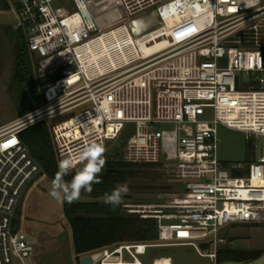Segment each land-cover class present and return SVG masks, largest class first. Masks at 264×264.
<instances>
[{
	"label": "built area",
	"instance_id": "built-area-1",
	"mask_svg": "<svg viewBox=\"0 0 264 264\" xmlns=\"http://www.w3.org/2000/svg\"><path fill=\"white\" fill-rule=\"evenodd\" d=\"M6 2L14 29L24 32L27 49L36 55L39 76L60 71L62 78L43 88L38 110L0 127V264H25L34 252L28 237L12 230L21 194L40 172L18 132L32 119L86 104L50 128L57 163L87 144L105 147L132 123L123 162L163 164L184 189L160 205L122 204L127 214L156 220L155 241L79 258L101 253L92 264H147L149 249L189 246L215 261L224 229L264 223V0ZM149 15L150 29H164L167 45L143 53L133 23ZM79 91L85 92L82 100L72 98L71 107L48 112L61 94ZM218 126L258 141L254 160L228 170L218 158ZM200 244L211 251L202 252ZM115 253L118 260L108 261ZM164 259L172 264L163 256L150 264Z\"/></svg>",
	"mask_w": 264,
	"mask_h": 264
},
{
	"label": "rangeland",
	"instance_id": "rangeland-1",
	"mask_svg": "<svg viewBox=\"0 0 264 264\" xmlns=\"http://www.w3.org/2000/svg\"><path fill=\"white\" fill-rule=\"evenodd\" d=\"M141 17H138L137 20L142 21L143 27L140 30L137 29L140 35L136 39L140 50L143 53H150L166 46L165 32H162L159 27L150 29L154 23L153 15ZM7 26L15 30L12 13L11 11L0 10V127L21 118L18 117L15 111V100L9 92V87L15 59L13 47L16 44L26 43V39L23 31L13 32L11 38L7 37L4 33V27ZM33 54L35 55V53ZM240 80L244 83L247 78L240 75ZM84 95V91L71 95L61 94L48 107L51 108L48 109V112H62L74 105L72 98H81L82 100ZM38 98L41 101V106H43V88H38ZM87 107H89L88 104L78 106L47 119V121L51 125L61 122ZM159 128L167 129L168 127L159 126ZM133 132L134 125L132 123L125 124L120 135L114 141L105 144V157L110 160L123 161L122 153L125 143ZM217 139L218 158L228 170L232 165L238 163L247 164L252 155L254 157L257 155L259 142L255 139L250 142L246 141L245 134L241 131L218 126ZM139 170L146 174L149 179L137 184H128L129 192L122 199L123 203L160 205L183 192V182L172 177L169 167L159 164L139 168ZM232 175H240V171H235ZM51 188L52 183L45 176L37 174L22 192L19 204L16 207V210L19 209L20 211V223L17 230L27 235L28 238L30 237L34 248L33 255L29 259H25V264H79L73 253L71 231L62 213L61 206L65 201H57L51 197L49 194ZM91 200V198L81 195V198L77 201ZM223 237L225 242L220 248L259 251L261 252L260 257L246 262H216V260L199 256L192 247L175 246L149 249L145 262L150 264L152 259L163 256L170 257L172 264H264V223L229 226L224 229ZM210 251V248H208V250L202 252L208 253ZM14 264L21 263L14 260Z\"/></svg>",
	"mask_w": 264,
	"mask_h": 264
},
{
	"label": "trees",
	"instance_id": "trees-1",
	"mask_svg": "<svg viewBox=\"0 0 264 264\" xmlns=\"http://www.w3.org/2000/svg\"><path fill=\"white\" fill-rule=\"evenodd\" d=\"M0 10H9L6 0H0ZM13 32H21V30H12L8 26L4 27V33L7 37L11 38ZM13 51L15 59L9 92L15 100V111L18 117H22L41 107L38 88L42 89L53 84L60 80L62 75L60 71H57L40 77L39 72H37L36 57L27 49L26 43L14 45ZM51 126L49 121L40 120L20 130L17 135L20 142L26 147L31 159L40 168L38 175L45 176L52 183L55 173L58 171V163L50 132ZM104 158L107 162L99 177L102 182L94 184L91 193L82 192L81 194L92 200L75 201L70 204L65 201L61 206L71 231L73 253L78 261L79 256L92 251L112 248L120 244L151 243L157 239L156 220L142 219L137 214L125 213L122 208L123 202L117 207H112L103 202L104 194L111 193L121 183L137 184L148 180L149 177L139 168L155 165L132 164L118 159L110 160L105 157V154ZM253 160L254 155L251 156L248 163ZM81 166L79 165L77 168ZM71 178V174L64 177L68 181ZM99 199L102 200L99 201ZM79 215H83L84 218H76ZM19 218L20 211L18 209L12 219L14 232L18 231ZM200 247L203 251L209 248L207 244H200ZM260 255L261 252L259 251L232 250L222 247L217 251L216 262H246L256 260Z\"/></svg>",
	"mask_w": 264,
	"mask_h": 264
},
{
	"label": "clouds",
	"instance_id": "clouds-1",
	"mask_svg": "<svg viewBox=\"0 0 264 264\" xmlns=\"http://www.w3.org/2000/svg\"><path fill=\"white\" fill-rule=\"evenodd\" d=\"M30 122L35 121L32 119ZM105 152L104 146L93 142L85 145L75 157L68 156L60 159L57 164L58 171L52 180L50 196L57 201L63 200L70 204L79 200L82 192L91 193L93 185L102 182L99 177L107 162L104 158ZM77 165L82 166L77 168ZM69 174H71V180H65L64 177ZM128 192V183H121L111 193L104 194L103 202L117 207ZM157 264L160 262L158 261ZM164 264H170V260L165 261Z\"/></svg>",
	"mask_w": 264,
	"mask_h": 264
},
{
	"label": "water",
	"instance_id": "water-1",
	"mask_svg": "<svg viewBox=\"0 0 264 264\" xmlns=\"http://www.w3.org/2000/svg\"><path fill=\"white\" fill-rule=\"evenodd\" d=\"M76 218H84L83 215L76 216ZM102 256L101 253H94L90 256H83L79 258V264H92V262H96ZM118 254L115 253L112 257L108 259V261H117Z\"/></svg>",
	"mask_w": 264,
	"mask_h": 264
},
{
	"label": "bare ground",
	"instance_id": "bare-ground-1",
	"mask_svg": "<svg viewBox=\"0 0 264 264\" xmlns=\"http://www.w3.org/2000/svg\"><path fill=\"white\" fill-rule=\"evenodd\" d=\"M133 25H134V29H141L142 27H143V23H142V21H140V20H137V21H134V23H133ZM161 29V31L162 32H165L164 31V29H162V28H160ZM138 44V43H137ZM139 47V46H138ZM165 47V46H164ZM166 260L164 259L163 261H160V264H164V262H165Z\"/></svg>",
	"mask_w": 264,
	"mask_h": 264
},
{
	"label": "crops",
	"instance_id": "crops-1",
	"mask_svg": "<svg viewBox=\"0 0 264 264\" xmlns=\"http://www.w3.org/2000/svg\"><path fill=\"white\" fill-rule=\"evenodd\" d=\"M232 226V225H231ZM27 236V235H26ZM28 237V236H27ZM29 239V241H30V237L28 238ZM31 242V241H30Z\"/></svg>",
	"mask_w": 264,
	"mask_h": 264
},
{
	"label": "snow or ice",
	"instance_id": "snow-or-ice-1",
	"mask_svg": "<svg viewBox=\"0 0 264 264\" xmlns=\"http://www.w3.org/2000/svg\"><path fill=\"white\" fill-rule=\"evenodd\" d=\"M9 143H11V142H9ZM7 145H5V147H6Z\"/></svg>",
	"mask_w": 264,
	"mask_h": 264
}]
</instances>
